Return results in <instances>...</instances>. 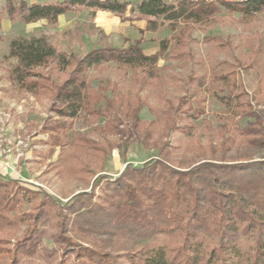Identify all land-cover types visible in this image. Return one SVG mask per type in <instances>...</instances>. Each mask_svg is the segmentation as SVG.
<instances>
[{"label": "trees", "instance_id": "obj_1", "mask_svg": "<svg viewBox=\"0 0 264 264\" xmlns=\"http://www.w3.org/2000/svg\"><path fill=\"white\" fill-rule=\"evenodd\" d=\"M263 10L264 0H4L0 30L4 20L54 25L66 13L89 11L93 16L104 11L120 22L145 21L140 35L161 24L170 31L151 54L144 53L140 36L125 47L99 45L81 57L59 52L45 36L16 37L5 55L16 60L8 78L47 99L48 111L58 119L49 118L41 126L49 133V145L63 146L73 121L82 115L103 116L108 131L126 121L134 129L141 124L138 110L144 100L121 93L118 83L108 79L99 78L93 87V79L110 67L118 75L130 71L132 88L154 93L162 105L156 123L166 130L188 133L192 120L205 112L206 95H211L225 108L217 117L227 134L224 144L264 150ZM232 22L244 25L248 35L240 43L245 51L231 61L214 60L236 45L207 31ZM195 31L203 34L199 40L193 37ZM195 42L204 46V58L191 46ZM165 53L168 60L204 67L186 76L192 89L176 99L167 97L169 75L162 74L170 65L157 66ZM252 72L257 76L248 91L242 74ZM72 147L80 157L67 166L71 175L87 178L94 174L92 168L102 170L108 154L104 147L87 134H75ZM163 156L161 148L156 158L140 166L127 164L116 177L100 174L89 191L74 194L64 204L0 176V264H24L37 255L46 264H264V156L203 158L188 167ZM48 220L54 226L51 248L42 244L41 229ZM74 234L107 238L104 244L90 239L85 243Z\"/></svg>", "mask_w": 264, "mask_h": 264}, {"label": "rangeland", "instance_id": "obj_2", "mask_svg": "<svg viewBox=\"0 0 264 264\" xmlns=\"http://www.w3.org/2000/svg\"><path fill=\"white\" fill-rule=\"evenodd\" d=\"M3 2L4 0H0V5ZM237 15V13H233L232 17L236 18L234 16ZM118 20L111 13L98 16L95 13L90 16L89 11H82L61 15L54 25L46 24L44 21L31 24L10 23L7 20L2 22L0 30L1 177L14 179L21 186L40 194H49L58 203L64 204L74 194L89 191L92 181L98 175L116 177L127 164L140 166L144 161L156 158L161 148L166 160L178 163L183 167H188L203 158L233 159L251 156L257 159L264 156V150L246 146L233 147L228 142L224 144L227 134L221 130V123L217 121V117L224 114L225 108L213 100L211 95H206L205 112L197 120H192V129L188 133L179 130H166L164 125L156 123L159 122L158 114L162 110V105L154 93L149 90L132 88L129 84L130 71L126 76L118 75L110 67L93 79V87H97L99 78L108 79L118 83L117 90L121 93L129 92L130 95L144 100L145 105L140 106L138 110L141 124L134 129L126 121L119 128L115 126L111 131H108L104 126L105 118L103 116L89 119L82 115L73 121L71 129L66 133L63 146L49 145L47 143L49 133L42 132L41 126L45 120L57 119V117L48 111L47 99L20 89L15 82L9 80L8 70L16 63L13 58L5 59L9 41L20 36L25 38L45 36L59 52L81 57L99 45L125 47L137 37L142 36V49L143 44L144 48L151 49L153 46L158 47V42L161 39L167 38L168 30L165 24H161L154 32L145 31L140 35L139 28L134 25L137 21L132 24L121 22L125 23L121 25ZM97 22L101 25H98ZM219 26L221 28L212 34L229 39L234 42L236 48L233 47L227 55H217L214 60L231 61V57L241 56L245 50L240 42L242 37L248 35L243 30L244 25L232 22L231 25ZM100 30L101 32H99ZM193 37L199 40L201 34L195 31ZM191 46L197 54L202 55L205 51L204 46L200 43L195 42ZM168 64L170 67L164 68ZM157 66L159 69L164 68L163 75H169L167 97L170 99L183 96L192 89L185 81L186 76L191 72L204 71L203 66L194 63L183 65L182 62L168 60L166 53L158 60ZM93 73L94 71H91V74ZM256 76L257 73L254 72L248 75L242 74L244 85L248 91H252L254 88ZM106 94L110 97L115 95L109 91ZM132 102L133 106L136 102ZM237 124L243 126L245 119L238 121ZM184 130L187 131L188 128L186 127ZM75 134H87L95 145H100L108 151L102 170L92 168L94 174L87 178L74 177L68 171L67 166L80 157V152L74 151L72 147ZM30 204L31 202H27L24 208L27 209ZM53 231L52 220L43 223L42 244L49 248L53 246L50 240V234ZM74 236L85 243L90 239L95 244H104L103 241L107 238L102 235L84 238L76 234ZM24 264L46 263L40 255H37L26 259Z\"/></svg>", "mask_w": 264, "mask_h": 264}, {"label": "crops", "instance_id": "obj_3", "mask_svg": "<svg viewBox=\"0 0 264 264\" xmlns=\"http://www.w3.org/2000/svg\"><path fill=\"white\" fill-rule=\"evenodd\" d=\"M131 1H137V0H131ZM96 14H97V16L98 15H105V14H110L109 12H104V11H97L96 12ZM239 15H237V16H234V17H238ZM98 18V17H97ZM260 18H261V20H262V22H263V24H264V10H263V12L260 14ZM96 21H99V20H96ZM118 22H119V20H118ZM98 23V25H101L99 22H97ZM121 25H124L125 23H121V22H119ZM134 25H135V27H137V28H139V29H144L145 28V21H137V22H135L134 23ZM221 27L219 26V25H214L211 29H209L208 31H207V34H211V35H215V34H212V33H214V32H217L219 29H220ZM168 30V29H167ZM199 32V31H198ZM200 33V32H199ZM201 34V33H200ZM167 35V37H169V35H170V31L168 30V34H166ZM203 34H201V36H202ZM138 38V37H137ZM146 46V45H145ZM158 49V47L157 46H153V48H151V49H146V48H144V44H143V51L146 53V54H151V53H154L156 50Z\"/></svg>", "mask_w": 264, "mask_h": 264}, {"label": "built area", "instance_id": "obj_4", "mask_svg": "<svg viewBox=\"0 0 264 264\" xmlns=\"http://www.w3.org/2000/svg\"><path fill=\"white\" fill-rule=\"evenodd\" d=\"M202 1L236 3V2H245L247 0H202Z\"/></svg>", "mask_w": 264, "mask_h": 264}]
</instances>
